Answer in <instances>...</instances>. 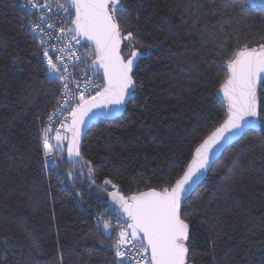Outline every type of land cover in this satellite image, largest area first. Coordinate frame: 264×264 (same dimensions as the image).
Instances as JSON below:
<instances>
[{"label":"trees","instance_id":"obj_1","mask_svg":"<svg viewBox=\"0 0 264 264\" xmlns=\"http://www.w3.org/2000/svg\"><path fill=\"white\" fill-rule=\"evenodd\" d=\"M24 3L0 0V264H114L113 237L94 231L93 210L107 206L110 191L158 190L182 174L226 116L218 89L228 57L219 53L264 44V1L120 0L121 33L133 32L126 42L146 55L134 95L86 130L87 173L67 162L65 147L45 164L44 122L59 84L50 82ZM183 211L188 264H264V121L221 153Z\"/></svg>","mask_w":264,"mask_h":264},{"label":"snow or ice","instance_id":"obj_2","mask_svg":"<svg viewBox=\"0 0 264 264\" xmlns=\"http://www.w3.org/2000/svg\"><path fill=\"white\" fill-rule=\"evenodd\" d=\"M233 2L225 0L229 7ZM21 7L26 10L27 16L36 15L38 21L46 23L49 29L53 28L43 15L44 9L51 10L49 3L25 0ZM58 8L68 14L71 27L67 30L60 28L62 35L56 39L71 36L78 44L81 41L89 42L83 45L88 49V59L92 61L88 67L97 73L102 70V80L96 85L94 94L85 87L78 91V98L73 102L72 96L68 95V65L63 62L61 55L54 58L50 55V48L56 51L54 46L48 45L42 49L50 82L62 83L64 100L57 112L49 117L50 121H54L64 116L60 127L55 130V136L51 135L50 125H46L43 130L42 149L46 165L55 163L54 156L63 151L65 142L69 159L80 157L81 134L87 120L93 116L107 117L114 108L123 106L129 95H134L137 61L146 55L135 49L130 55H124L122 41L131 42L135 37L133 32L126 35L121 33L117 13L124 15L127 9L120 0H63ZM30 29L36 34L33 38L38 39L41 45L45 44V35L49 39L53 38L52 33H45L39 22L32 23ZM89 45H94V48ZM59 51L63 53L64 49ZM219 54L228 57L224 61L227 69L225 78L218 89L227 105L224 121L195 147L191 161L186 168L181 169L182 174L174 181H169L167 186L142 191L130 197L109 193L119 208H113L108 215H117L118 223L112 225L101 214L97 227L102 222V237L105 239L111 238L113 227H121L115 244L117 264H124L125 258L129 261L133 259L129 252L122 250L126 240L137 250L135 264H188L191 221L185 218L184 203L205 174L212 170L215 163L213 157L227 150L226 146L233 141L242 139L247 129L255 128L264 121V102L258 100V87L264 90V44L258 48L245 46L231 53ZM74 83L79 86L78 81ZM63 110H67L66 115ZM53 139L55 145L51 143ZM237 165L238 161L232 162V168ZM232 168L228 171L231 172ZM88 171L91 172V169ZM221 179L228 180L230 176L222 175ZM104 183L107 185L110 181L106 179Z\"/></svg>","mask_w":264,"mask_h":264},{"label":"built area","instance_id":"obj_3","mask_svg":"<svg viewBox=\"0 0 264 264\" xmlns=\"http://www.w3.org/2000/svg\"><path fill=\"white\" fill-rule=\"evenodd\" d=\"M40 3H49L51 5V10L44 9L43 15L46 18L47 23H50L53 25V28L49 29L47 27V24L44 22H40L37 20L36 15L27 16L26 10L21 7L23 13L29 18V26L32 23H41L42 26L45 29V33H52L53 38L49 39L47 35H45V44L44 47H47L48 45L54 46L56 49L55 52L52 51L50 48V54L53 56V58L56 55H61L63 62L68 65V76L70 77L69 80V89L68 95L72 96L73 102L76 101L77 93L80 90H83L85 87H87V91L89 93L94 94L96 89V85H98L101 81V78L89 70V65L92 62L91 59H88V49L83 47L85 45L82 41L78 44L74 40H72L71 36H64L63 39H56V37H61V33L59 31L60 28H64L67 30L70 26V18L68 17L67 13H64L62 10L58 8V4L63 2V0H39ZM32 32V31H31ZM32 34L35 36L36 34L32 32ZM69 41H71V44H69ZM67 46V47H66ZM63 48L64 52L61 53L59 49ZM75 53L76 55H72ZM79 57V58H78ZM59 63V62H57ZM78 65V66H76ZM46 72H47V62L45 64ZM48 75V74H47ZM49 77V76H48ZM50 78V77H49ZM75 81L79 82V86H77ZM59 84V101L54 109H52L46 116L44 127L46 125H50L52 128L51 135L55 136V130L56 128L60 127V121L64 119V116H59L58 119H54V121H50L49 117L52 116L54 113L57 112V109H59L60 104L64 102L63 95H62V88L63 85L60 81H56ZM87 94V93H86ZM65 111V115L67 114V110ZM54 140V139H53ZM53 140L51 143L53 144ZM56 160V156H54V161ZM111 211V209L106 206L104 208H95L92 212V222L94 226V231L96 233H100L103 231V225L102 222L100 224V227H97V220L100 218V215L103 214L104 218L106 220H109L112 225H117L118 219L117 215H108V212ZM121 227H113L111 236L113 237V244H112V254H113V262L114 264H117V258L115 256V244L118 238V234L121 231ZM130 239V237L128 238ZM133 243H138L134 241ZM124 251L129 252V254L133 257L131 261H129L127 258L124 259V264H135V259L137 257V250L132 248L131 244L127 243V240L125 242V245L123 247Z\"/></svg>","mask_w":264,"mask_h":264},{"label":"water","instance_id":"obj_4","mask_svg":"<svg viewBox=\"0 0 264 264\" xmlns=\"http://www.w3.org/2000/svg\"><path fill=\"white\" fill-rule=\"evenodd\" d=\"M260 1H264V0H260ZM69 27H71V24H70V26ZM84 44H89V42H87V41H82ZM90 47H92V48H94V45H89ZM92 63V62H91ZM91 63H90V65H91ZM89 70L90 71H92L93 73H95V74H97L100 78H101V80H102V70H100L99 71V73H97V72H95L94 70H92V69H90L89 68ZM218 96L222 99V101L225 103V105H226V102L224 101V98H223V95H222V93H219V91H218ZM122 108V106H120L119 108H114L113 109V111H112V113L110 114V115H108L107 117H104V116H100V117H97V116H93L91 119H88L87 120V123L85 124V126H84V128H83V131H82V134H81V143H80V153H81V146H82V139H83V137H84V134H85V132H86V130L89 128V126L96 120V119H98V118H109V117H112V116H114V115H116V114H118L119 113V111H120V109ZM226 108H227V105H226ZM224 121V120H223ZM258 128V126L257 127H255V128H249V129H247V130H250V129H257ZM246 130V131H247ZM213 131H215V129L213 130ZM212 131V132H213ZM211 132V133H212ZM210 133V134H211ZM209 134V135H210ZM207 138V137H206ZM205 138V139H206ZM236 141V140H235ZM235 141H233V142H235ZM232 142V143H233ZM231 143V144H232ZM230 145V144H229ZM229 145H227L226 146V148L229 146ZM223 152V151H222ZM221 152V153H222ZM221 153H219L218 154V157L217 156H214L213 157V159L216 161L218 158H219V156L221 155ZM65 157H66V159H67V162L70 164V165H72V167L73 168H76V169H81L82 171H84L85 173H87L86 172V168H85V165H84V162H83V160L81 159V156L80 157H78V158H73V159H69V157L67 156V150H66V146H65ZM190 161H191V159H190ZM189 161V162H190ZM208 173V172H207ZM207 173L205 174V176L201 179V181L206 177V175H207ZM200 181V182H201ZM199 182V183H200ZM197 187V186H196ZM195 187V188H196ZM194 188V189H195ZM194 191V190H193ZM192 191V192H193ZM113 192H115V193H118L117 191H110V192H108L107 193V206L112 210L113 208H115V209H118L119 208V205L118 204H116L114 201H113V199H112V197L109 195V193H113ZM191 192V193H192ZM191 193L189 194V196L191 195ZM118 195H122V194H120V193H118ZM131 196V195H130ZM130 196H127V197H130ZM122 215V214H121Z\"/></svg>","mask_w":264,"mask_h":264},{"label":"rangeland","instance_id":"obj_5","mask_svg":"<svg viewBox=\"0 0 264 264\" xmlns=\"http://www.w3.org/2000/svg\"><path fill=\"white\" fill-rule=\"evenodd\" d=\"M123 45H126V46H128V49H129V51H128V55H130V53H131V51L132 50H138V51H140V52H142V50L141 49H138V48H136L135 46H133L132 44H130L129 42H126V41H123ZM127 55V56H128ZM55 140H53V145H55ZM65 144H66V142H65Z\"/></svg>","mask_w":264,"mask_h":264}]
</instances>
